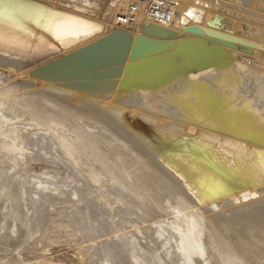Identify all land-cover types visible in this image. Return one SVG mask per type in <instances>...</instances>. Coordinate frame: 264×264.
Masks as SVG:
<instances>
[{
	"label": "bare ground",
	"instance_id": "bare-ground-1",
	"mask_svg": "<svg viewBox=\"0 0 264 264\" xmlns=\"http://www.w3.org/2000/svg\"><path fill=\"white\" fill-rule=\"evenodd\" d=\"M78 3L93 9H79ZM68 15L88 22V34L69 30L57 39L50 22ZM237 17H243L244 22H237ZM214 20L220 28L209 26ZM150 25L162 32H153L152 28L144 34L145 26ZM194 26L203 31L215 30L237 42L223 46L217 60L212 54L215 64L197 72L188 68L172 70L178 63L170 58L156 68L161 73L154 71L159 77L173 73L165 79L150 77L147 83L133 84L126 81L125 70L121 74L112 71L108 76L119 75L116 84H80L86 87L81 90L61 85L67 82L64 77L55 78L46 72L44 76L31 75L119 30L129 32L134 39L143 35L176 46L184 39L207 38L204 32L198 35L184 31ZM207 41L215 43L213 39ZM263 49L264 0H0V68L21 78L0 94H27L10 96L4 103L0 101V106L17 114V118L29 115L28 119L36 120L43 111L50 112L44 106L47 101L61 112L73 113L78 120L98 127V135L108 133L112 144L129 146L136 163L140 162L137 168L144 179L151 178L149 183L154 180L153 184L167 189L169 194L162 202L169 208L159 204V208L166 209L165 219L180 218L183 206L200 217L201 227L191 233L201 240L204 249L208 250L210 240L216 264H264V245L256 242H264ZM129 62L128 58L125 69ZM17 118L7 122L0 115V122L14 126L20 122ZM57 119L51 117L50 124ZM29 125L32 127L31 122ZM139 127L152 138L134 130ZM43 128L51 134V125ZM52 136L65 150V139ZM11 141H5L2 148L17 162L21 160L20 147L16 146V138ZM65 151L73 158L74 148ZM115 162L108 166L119 179V186L141 195L123 180ZM90 175L97 186L101 185L93 171ZM235 191L238 193L233 194ZM215 197L220 200L207 202Z\"/></svg>",
	"mask_w": 264,
	"mask_h": 264
},
{
	"label": "rangeland",
	"instance_id": "rangeland-1",
	"mask_svg": "<svg viewBox=\"0 0 264 264\" xmlns=\"http://www.w3.org/2000/svg\"><path fill=\"white\" fill-rule=\"evenodd\" d=\"M239 21L244 22L243 17H237ZM6 71L0 68V90L21 80ZM26 95L0 94V101ZM44 106L50 112L43 111L36 120L28 119L29 115L17 118L4 106L0 110L5 121L20 120L14 126L0 122V264H216L210 240L208 250L204 249L191 233L201 227L200 217L183 206L180 218L165 219L167 206L162 200L169 192L154 185V180L149 183L151 178L144 179L129 146L121 143L127 149L121 148L119 143L117 147L108 133L104 135L111 142L103 133L98 135V127L47 101ZM131 115L129 119L138 124ZM51 117L58 118L54 125ZM46 124L51 125V134L43 128ZM134 130L152 138L142 127ZM52 134L65 139V150L75 149L73 158ZM12 138L20 147L17 162L2 148ZM123 155L129 159L125 161ZM114 162L127 185L135 186L141 195L119 186L108 166ZM92 171L101 185L92 179Z\"/></svg>",
	"mask_w": 264,
	"mask_h": 264
},
{
	"label": "water",
	"instance_id": "water-1",
	"mask_svg": "<svg viewBox=\"0 0 264 264\" xmlns=\"http://www.w3.org/2000/svg\"><path fill=\"white\" fill-rule=\"evenodd\" d=\"M26 1L29 2V0ZM209 26L211 28H220L216 20L209 22ZM152 28H154V30H152L153 32H162V29L150 25L145 26L143 33L145 34L148 29ZM184 31L198 35H202V32H204L206 33L207 38L204 37V40H193L192 38H188L181 40L175 46L174 42H159L143 35L134 39L129 32L119 30L88 47L80 49L51 64L34 70L31 72V75L44 76L46 72L47 74L53 75L55 78L64 77V80H67V82H61V85L78 89L81 88V90L86 87H80V84L95 85V83L103 82H114L113 84H116L119 75L108 76L112 71L121 74L125 70L126 81H132L134 82L133 84L140 82L147 83L146 79H150V77L157 79L159 77L156 76L157 73H155L154 70L162 66L170 58L176 60L178 63L172 70H175V68L181 70L188 68L197 72L198 69L207 68V66L215 64L218 55L223 52V46H227V43L237 42V39L225 36L212 29L203 31L194 26L187 28ZM207 39H213L215 43H209ZM212 54H216L214 56L217 57L216 60L213 59ZM128 58L130 62L125 69V62ZM219 58L221 59V57ZM156 71L161 73V70ZM169 73L171 74L173 72ZM169 73L167 72L166 75L159 77L158 79H165L170 75ZM103 78L110 79L106 81L101 80ZM84 97L85 96L82 98L84 99ZM229 115L231 114L229 113ZM241 138L245 141L252 140L243 137ZM153 142L158 141L153 140ZM184 154L189 156L187 152H184ZM236 193H238V191H235L233 194ZM221 198L225 197L220 196V199ZM220 199L215 197L214 199H207V202L215 203Z\"/></svg>",
	"mask_w": 264,
	"mask_h": 264
},
{
	"label": "snow or ice",
	"instance_id": "snow-or-ice-1",
	"mask_svg": "<svg viewBox=\"0 0 264 264\" xmlns=\"http://www.w3.org/2000/svg\"><path fill=\"white\" fill-rule=\"evenodd\" d=\"M50 23L51 28L54 31V34L56 35L57 39L61 37V34L63 32L69 30L87 35V29L91 27L88 22L80 20L70 15L55 17L51 20Z\"/></svg>",
	"mask_w": 264,
	"mask_h": 264
},
{
	"label": "crops",
	"instance_id": "crops-1",
	"mask_svg": "<svg viewBox=\"0 0 264 264\" xmlns=\"http://www.w3.org/2000/svg\"><path fill=\"white\" fill-rule=\"evenodd\" d=\"M77 5H79L77 8H79V9H86L87 12H91V10L93 9V8H92L91 10H89V9L87 8L86 4L78 3V4H76V6H77ZM84 12H86V11H84Z\"/></svg>",
	"mask_w": 264,
	"mask_h": 264
},
{
	"label": "built area",
	"instance_id": "built-area-1",
	"mask_svg": "<svg viewBox=\"0 0 264 264\" xmlns=\"http://www.w3.org/2000/svg\"><path fill=\"white\" fill-rule=\"evenodd\" d=\"M158 7V6H157ZM158 9H156V11H157Z\"/></svg>",
	"mask_w": 264,
	"mask_h": 264
}]
</instances>
